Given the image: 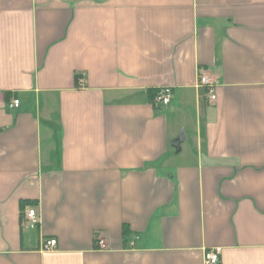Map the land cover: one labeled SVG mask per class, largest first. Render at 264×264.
<instances>
[{
	"label": "crops",
	"instance_id": "1",
	"mask_svg": "<svg viewBox=\"0 0 264 264\" xmlns=\"http://www.w3.org/2000/svg\"><path fill=\"white\" fill-rule=\"evenodd\" d=\"M208 249L264 264V0H0V264Z\"/></svg>",
	"mask_w": 264,
	"mask_h": 264
},
{
	"label": "built area",
	"instance_id": "2",
	"mask_svg": "<svg viewBox=\"0 0 264 264\" xmlns=\"http://www.w3.org/2000/svg\"><path fill=\"white\" fill-rule=\"evenodd\" d=\"M215 80L209 76L208 74L201 72L198 75L197 85L199 87H205L207 89V95L209 100L215 99L214 87ZM171 88L168 86H163L155 92L153 96V101L156 105L165 106L168 104L169 99L171 97ZM19 105V99L13 98L9 102L10 107H17ZM26 216L30 219L31 223H37V215L35 207H29L26 210ZM95 242L99 249H106L107 242L105 238L101 235L99 231L95 234ZM56 244L55 239H48L43 243V249H50L54 247ZM219 263V253L218 249H208L204 251L203 254V264H218Z\"/></svg>",
	"mask_w": 264,
	"mask_h": 264
},
{
	"label": "trees",
	"instance_id": "3",
	"mask_svg": "<svg viewBox=\"0 0 264 264\" xmlns=\"http://www.w3.org/2000/svg\"><path fill=\"white\" fill-rule=\"evenodd\" d=\"M155 92L152 94V96H154Z\"/></svg>",
	"mask_w": 264,
	"mask_h": 264
},
{
	"label": "water",
	"instance_id": "4",
	"mask_svg": "<svg viewBox=\"0 0 264 264\" xmlns=\"http://www.w3.org/2000/svg\"><path fill=\"white\" fill-rule=\"evenodd\" d=\"M177 140H179V138H177Z\"/></svg>",
	"mask_w": 264,
	"mask_h": 264
}]
</instances>
